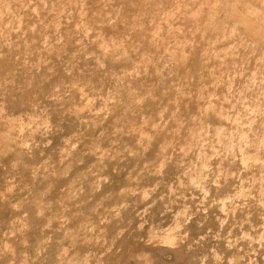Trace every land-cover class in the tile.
Instances as JSON below:
<instances>
[{"label": "rangeland", "instance_id": "obj_1", "mask_svg": "<svg viewBox=\"0 0 264 264\" xmlns=\"http://www.w3.org/2000/svg\"><path fill=\"white\" fill-rule=\"evenodd\" d=\"M240 3L0 0V264H264Z\"/></svg>", "mask_w": 264, "mask_h": 264}, {"label": "bare ground", "instance_id": "obj_2", "mask_svg": "<svg viewBox=\"0 0 264 264\" xmlns=\"http://www.w3.org/2000/svg\"><path fill=\"white\" fill-rule=\"evenodd\" d=\"M218 1V0H217ZM220 1V0H219ZM228 1V0H227ZM233 2H234V4H235V6L234 7H238L237 6V4H238V2L240 3V1L241 0H232ZM255 0H253V2H254ZM256 1H258V0H256ZM260 1V0H259ZM207 2V1H206ZM211 1H209V3H210ZM243 2V1H242ZM241 5H242V7H243V9H246V13H245V11L243 10L242 11V13L243 14H246V15H248V16H251V18H254V21L253 20H250V21H248V22H252L253 24H254V30H257V29H261L260 28V26L262 27L263 25H262V20H264V19H262V17H261V15L259 16V14L258 13H256V14H252V12L250 11L251 9H249V8H251V7H253V8H255L254 7V5H253V3H251V4H249V6L248 5H246V4H242V3H240ZM260 4V3H259ZM218 5V4H217ZM256 5V4H255ZM263 5H264V0H263ZM257 6V5H256ZM204 7V6H203ZM210 7V6H209ZM213 7V6H212ZM264 7V6H263ZM220 8V7H219ZM222 8V7H221ZM232 8V7H231ZM192 9V8H191ZM194 9H196V8H194ZM201 9V8H200ZM238 9V8H237ZM197 10V13H198V10L199 9H196ZM212 11V10H211ZM195 12V11H194ZM224 12V11H223ZM204 13V12H203ZM211 13H213V11L211 12ZM217 13V12H216ZM226 13V12H225ZM224 13V14H225ZM192 14H194L193 13V11H192V13H191V15ZM221 14H223V13H221ZM235 14V13H234ZM233 14V15H234ZM212 15V14H211ZM195 18H197L196 17V13H195ZM218 17V16H217ZM219 20H220V18H219ZM210 21V20H209ZM208 21V22H209ZM214 21V20H213ZM218 21V20H217ZM257 25H259L258 27H257ZM204 32V31H203ZM225 33V32H224ZM7 35V34H6ZM227 38V37H226ZM213 44H215V43H213ZM199 159V158H198ZM255 163V162H254Z\"/></svg>", "mask_w": 264, "mask_h": 264}]
</instances>
